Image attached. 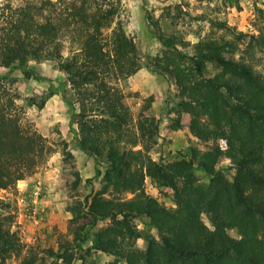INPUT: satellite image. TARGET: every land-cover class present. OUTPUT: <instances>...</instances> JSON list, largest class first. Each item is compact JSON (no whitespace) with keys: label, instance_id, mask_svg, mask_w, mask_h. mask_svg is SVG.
I'll return each instance as SVG.
<instances>
[{"label":"trees","instance_id":"obj_1","mask_svg":"<svg viewBox=\"0 0 264 264\" xmlns=\"http://www.w3.org/2000/svg\"><path fill=\"white\" fill-rule=\"evenodd\" d=\"M118 15V0L0 2V69L30 79L34 65L52 62L73 94L77 147L96 164L99 189L69 205L76 248L90 237L93 250L112 258L106 264H264V29L247 35L213 20L219 35L192 43L147 14L161 45L148 65L175 85L180 100L169 130H186L193 140L187 154L164 161L151 153L160 137L152 97L135 117L116 86L142 65ZM208 65L217 71L208 75ZM12 85L0 77V189L31 176L53 153L44 137L21 128ZM147 181L172 205L148 194ZM136 218L157 231L144 250L134 246ZM12 226L11 213L0 214V264L13 257L42 264ZM46 253L60 264L74 258Z\"/></svg>","mask_w":264,"mask_h":264},{"label":"rangeland","instance_id":"obj_2","mask_svg":"<svg viewBox=\"0 0 264 264\" xmlns=\"http://www.w3.org/2000/svg\"><path fill=\"white\" fill-rule=\"evenodd\" d=\"M55 1V0H54ZM2 2V0H0ZM119 15L126 34L133 39L141 68L132 76L117 83L125 92L132 114L136 117L143 102L152 97L151 108L160 120L159 139L151 153L164 161L178 154L185 155L193 140L186 130L171 132L169 125L179 103L175 85L161 72L148 65V56L154 57L161 51L146 20L147 14L159 17L165 32H177L189 42L209 33L215 37L219 32L210 28L213 20L221 21L237 32L247 35L264 29V0H118ZM227 38L231 36H226ZM208 75L217 69L208 65ZM13 81L12 87L20 94L16 102L20 126L25 132H36L51 145L53 153L29 177L17 181L13 187L0 189V214L9 211L12 229L17 231L24 250L37 248L42 264H60L46 251L73 253L72 264H106L112 258L91 248L89 237L76 248L70 227L72 218L69 205L99 189L96 164L77 147V125L69 112L73 94L69 85L52 62L33 66V77L24 78L19 72L0 69ZM14 79V80H13ZM66 146L65 151L63 146ZM222 167L225 164L221 165ZM198 181L208 183V176L196 171ZM230 178V175L227 176ZM148 194L156 197L166 207L172 205L171 196L163 197L158 190L146 182ZM203 222L210 227L206 215ZM140 236L135 248L144 250L151 238H157L156 229L146 219L136 218ZM106 220L98 227H104ZM74 227V226H73ZM233 237L236 233L230 231ZM21 257H13L6 264H19Z\"/></svg>","mask_w":264,"mask_h":264}]
</instances>
